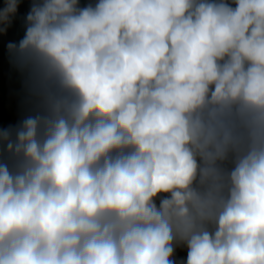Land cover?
Returning <instances> with one entry per match:
<instances>
[{
  "label": "clouds",
  "instance_id": "9594fccd",
  "mask_svg": "<svg viewBox=\"0 0 264 264\" xmlns=\"http://www.w3.org/2000/svg\"><path fill=\"white\" fill-rule=\"evenodd\" d=\"M24 2L0 264H264V0Z\"/></svg>",
  "mask_w": 264,
  "mask_h": 264
},
{
  "label": "rangeland",
  "instance_id": "374dc122",
  "mask_svg": "<svg viewBox=\"0 0 264 264\" xmlns=\"http://www.w3.org/2000/svg\"><path fill=\"white\" fill-rule=\"evenodd\" d=\"M0 5H2V0H0ZM19 11L21 14L28 11V0H25ZM21 35L20 22L17 20L9 29L8 35L0 37V125L15 122L18 118L16 98L9 96L10 87H17V85L10 84L8 80V64L4 54V45L8 40L19 39Z\"/></svg>",
  "mask_w": 264,
  "mask_h": 264
}]
</instances>
